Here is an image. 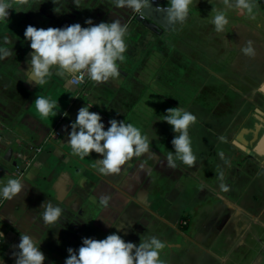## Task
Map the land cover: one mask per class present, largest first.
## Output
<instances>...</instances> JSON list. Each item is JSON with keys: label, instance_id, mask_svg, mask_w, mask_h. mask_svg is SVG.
<instances>
[{"label": "crops", "instance_id": "0c3cea01", "mask_svg": "<svg viewBox=\"0 0 264 264\" xmlns=\"http://www.w3.org/2000/svg\"><path fill=\"white\" fill-rule=\"evenodd\" d=\"M142 1L3 0L0 264H264V76L202 83L200 108L227 119L203 125L175 89L190 71L176 58L182 21L163 30L138 15ZM205 4L248 18L254 43L227 33L222 49L264 54V0ZM131 26L173 46L138 58V38L119 39ZM81 62L105 68L76 96Z\"/></svg>", "mask_w": 264, "mask_h": 264}, {"label": "rangeland", "instance_id": "374dc122", "mask_svg": "<svg viewBox=\"0 0 264 264\" xmlns=\"http://www.w3.org/2000/svg\"><path fill=\"white\" fill-rule=\"evenodd\" d=\"M195 1L199 2V5L195 3ZM216 0H184L185 8L193 14V16H198L199 18H193L188 25V29L185 31L184 20H181L176 27V29L182 28L183 30H179L177 37V55L176 58L178 61H183V59H188L189 61V69L187 76L183 73H176L173 78L176 79L174 83H176L175 89L180 93H183L186 90V93L189 97H191L192 103L190 105V109L199 112H204L203 119L200 121L203 125L214 126L218 125L217 128L223 127V124L227 122L226 118H219L218 121H215L217 117L213 118L212 114L206 115L207 111L202 110L201 102H202V93H198L200 85L205 82H223L218 76H235L240 77V75L246 77H252L253 81L259 83L262 77L264 76V54L255 53L254 51L249 52L246 51V48L238 49V47H224L221 48L222 41L224 40L225 34L228 33L230 39H235L237 42H241L246 46L249 45V40L254 43V37L247 38L243 37L245 33V29L242 24H249L248 18L245 15L240 16L238 12H231L229 14H225V8L220 7L223 12L218 13V9L216 5L208 6L205 3L215 2ZM213 8V9H212ZM230 19L233 21V25H238L239 30L234 33L228 24L223 22V19ZM134 31L132 30V26L128 28L123 34L116 36V39L124 40L127 35L129 38L135 41L136 38V46L138 49V58L143 57L145 52L147 53L148 47L152 45L159 46V41L166 42L169 44L165 35L168 31H165L162 37L153 33V32H145L139 33L136 37H133ZM241 33H243L241 35ZM170 35V34H169ZM115 39V40H116ZM233 41V42H235ZM221 43V44H220ZM169 44V48L171 49ZM147 49V50H146ZM184 53H186L184 55ZM178 72V71H176ZM218 75V76H216ZM173 83V86H174ZM254 87L252 86L253 91ZM194 98V99H193ZM242 97L240 98V104H242ZM221 116V115H220ZM229 120V119H228ZM226 121V122H225ZM219 124H215V123ZM196 125V124H195ZM114 251L110 252L111 254ZM116 253V251H115ZM109 255V253H108ZM103 264H109V261L105 260ZM131 264H136L131 261Z\"/></svg>", "mask_w": 264, "mask_h": 264}, {"label": "water", "instance_id": "95a60500", "mask_svg": "<svg viewBox=\"0 0 264 264\" xmlns=\"http://www.w3.org/2000/svg\"><path fill=\"white\" fill-rule=\"evenodd\" d=\"M168 0H143L139 10H137L139 16L152 21L153 24L160 27L163 30H170L178 21L186 20L190 16V12L180 5L176 0H172V3L166 4ZM3 8V0H0V16ZM264 91V80L259 87ZM261 147H264V134L258 139L256 151H263ZM254 149V150H255ZM250 151V150H248ZM12 157L15 158L14 164H17L18 153H14L12 147L6 149L3 158L10 161Z\"/></svg>", "mask_w": 264, "mask_h": 264}, {"label": "built area", "instance_id": "2783aa9c", "mask_svg": "<svg viewBox=\"0 0 264 264\" xmlns=\"http://www.w3.org/2000/svg\"><path fill=\"white\" fill-rule=\"evenodd\" d=\"M113 44L108 48L104 58H108L110 56L108 54H110V51L113 48ZM104 68L105 67L101 64L81 62L79 69L76 72L71 73L70 76L68 77L69 84L75 87L76 90L75 95L79 96L81 91L86 86V84H88L96 76L99 70H103ZM60 134H61L60 130H56L54 132L55 137H58ZM0 209H1V202H0ZM182 223L186 224L187 221H182Z\"/></svg>", "mask_w": 264, "mask_h": 264}, {"label": "trees", "instance_id": "16d2710c", "mask_svg": "<svg viewBox=\"0 0 264 264\" xmlns=\"http://www.w3.org/2000/svg\"><path fill=\"white\" fill-rule=\"evenodd\" d=\"M26 167V164L22 165V169H24Z\"/></svg>", "mask_w": 264, "mask_h": 264}, {"label": "flooded vegetation", "instance_id": "af4514ba", "mask_svg": "<svg viewBox=\"0 0 264 264\" xmlns=\"http://www.w3.org/2000/svg\"><path fill=\"white\" fill-rule=\"evenodd\" d=\"M254 117H256V116L254 115ZM257 122H258V120H257Z\"/></svg>", "mask_w": 264, "mask_h": 264}]
</instances>
